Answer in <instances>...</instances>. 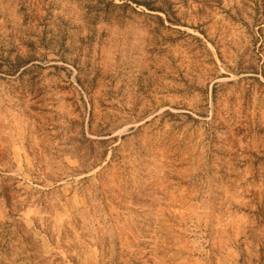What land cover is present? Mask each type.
<instances>
[{
	"label": "rangeland",
	"instance_id": "374dc122",
	"mask_svg": "<svg viewBox=\"0 0 264 264\" xmlns=\"http://www.w3.org/2000/svg\"><path fill=\"white\" fill-rule=\"evenodd\" d=\"M0 264H264V0H0Z\"/></svg>",
	"mask_w": 264,
	"mask_h": 264
}]
</instances>
